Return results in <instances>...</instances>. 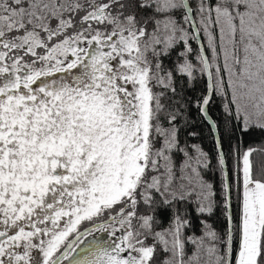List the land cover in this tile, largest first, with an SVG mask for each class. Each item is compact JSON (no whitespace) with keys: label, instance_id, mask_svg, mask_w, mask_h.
Segmentation results:
<instances>
[{"label":"snow or ice","instance_id":"1","mask_svg":"<svg viewBox=\"0 0 264 264\" xmlns=\"http://www.w3.org/2000/svg\"><path fill=\"white\" fill-rule=\"evenodd\" d=\"M254 131L264 0H0V264H264Z\"/></svg>","mask_w":264,"mask_h":264},{"label":"trees","instance_id":"2","mask_svg":"<svg viewBox=\"0 0 264 264\" xmlns=\"http://www.w3.org/2000/svg\"><path fill=\"white\" fill-rule=\"evenodd\" d=\"M222 99L220 97L215 98V103L211 107L212 114L219 118L221 116L222 112ZM194 119L199 122V116L194 115ZM264 142V133H260L259 131H254L251 133V135L245 137V147H247L249 144H252L253 146H256L258 144H261ZM203 146L206 150L212 149V140L210 138V135L208 133L207 127H203V138H202ZM226 150H227V144H226ZM232 161L229 160V166H231Z\"/></svg>","mask_w":264,"mask_h":264}]
</instances>
